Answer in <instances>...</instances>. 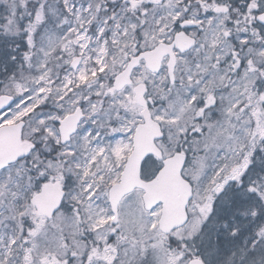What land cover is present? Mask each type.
I'll use <instances>...</instances> for the list:
<instances>
[{
    "label": "snow or ice",
    "instance_id": "1",
    "mask_svg": "<svg viewBox=\"0 0 264 264\" xmlns=\"http://www.w3.org/2000/svg\"><path fill=\"white\" fill-rule=\"evenodd\" d=\"M0 264H264V0H0Z\"/></svg>",
    "mask_w": 264,
    "mask_h": 264
}]
</instances>
